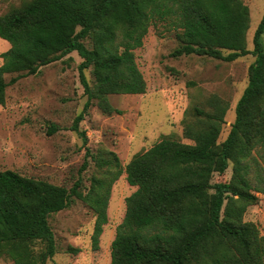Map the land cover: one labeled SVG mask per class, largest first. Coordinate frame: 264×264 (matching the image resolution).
I'll return each instance as SVG.
<instances>
[{"label": "trees", "instance_id": "16d2710c", "mask_svg": "<svg viewBox=\"0 0 264 264\" xmlns=\"http://www.w3.org/2000/svg\"><path fill=\"white\" fill-rule=\"evenodd\" d=\"M249 21L243 0H25L0 15V38L9 43L0 55V105L8 86L75 51L82 58L78 69L87 98L71 127L84 144L79 122L91 106L107 115L120 113L109 95L145 93L134 51L151 24L161 22L176 31L180 44L171 51L173 57L254 59L221 142L228 104L212 95L210 111L197 109L195 121L184 123V136L193 143L162 135L114 173L110 167L118 166V159L112 154L102 161L105 176L94 178L85 194L80 176L66 188L0 170V256L12 264H46L56 253L48 218L66 208L72 196L93 210L96 247L107 223L110 186L124 172L136 189L125 199L109 264H264V235L244 219L258 194H264V154H258L264 148V13L252 49L247 48ZM230 162V179L211 182ZM86 166L85 159L80 172Z\"/></svg>", "mask_w": 264, "mask_h": 264}, {"label": "rangeland", "instance_id": "374dc122", "mask_svg": "<svg viewBox=\"0 0 264 264\" xmlns=\"http://www.w3.org/2000/svg\"><path fill=\"white\" fill-rule=\"evenodd\" d=\"M23 1L0 0V15ZM243 1L250 10L247 48L252 49L254 30L264 13V0ZM179 44L176 31L166 24L157 22L149 26L143 45L134 51L146 81L145 93L109 95V101L120 113L107 115L96 105L91 106L79 122V129L87 137L86 144L71 127L87 98L78 69L82 58L77 52L8 86L5 103L0 105V170L11 169L66 188L80 176L79 189L85 194L94 178L105 176L107 167L102 161L112 158V154L118 159V166L110 167L114 173L162 135L173 134L181 142L193 143L184 136V123L195 121L197 109L210 111L207 101L212 95L228 104L218 139L223 141L234 121L236 102L247 85V70L253 56L230 62L196 54L171 56ZM8 47L9 43L0 38V55ZM85 75L93 85L90 71L85 70ZM258 154H264V148ZM85 159L87 166L80 172ZM231 174L230 162L222 174L212 176L211 182L228 181ZM135 189L124 172L111 184L107 223L96 247L91 240L93 210L84 200L72 196L66 208L48 218L56 253L46 264H109L111 242L126 211L125 199ZM258 195V202L248 207L244 219L254 222L264 235V194ZM0 264L12 261L0 256Z\"/></svg>", "mask_w": 264, "mask_h": 264}]
</instances>
